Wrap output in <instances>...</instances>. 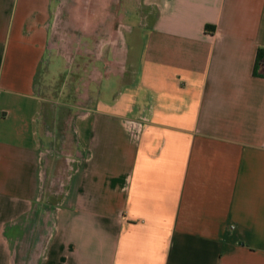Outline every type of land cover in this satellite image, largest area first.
Wrapping results in <instances>:
<instances>
[{"label":"crops","instance_id":"1","mask_svg":"<svg viewBox=\"0 0 264 264\" xmlns=\"http://www.w3.org/2000/svg\"><path fill=\"white\" fill-rule=\"evenodd\" d=\"M146 3L69 120L38 83L53 0H0V264H264V0Z\"/></svg>","mask_w":264,"mask_h":264},{"label":"rangeland","instance_id":"2","mask_svg":"<svg viewBox=\"0 0 264 264\" xmlns=\"http://www.w3.org/2000/svg\"><path fill=\"white\" fill-rule=\"evenodd\" d=\"M53 6L50 47L38 83L42 95L54 98V110L60 109L71 120L89 109L90 94L110 71L103 65L109 61L107 51L114 45L111 31L137 30L146 23L142 20L145 13L154 10L146 0H53ZM50 151L54 163L45 180L46 196L55 192L57 179L67 169L64 149ZM60 199L55 196L45 203Z\"/></svg>","mask_w":264,"mask_h":264},{"label":"built area","instance_id":"3","mask_svg":"<svg viewBox=\"0 0 264 264\" xmlns=\"http://www.w3.org/2000/svg\"><path fill=\"white\" fill-rule=\"evenodd\" d=\"M148 122L149 120L147 117H142L139 120H128L125 124L126 130L130 136L138 140L142 137L143 133L145 132ZM48 155H49V151L43 152L41 157L42 161ZM65 162L67 165L66 173L64 174L63 177L57 179V188L54 192V195L57 197H61L63 194L66 193L67 187L69 186L74 176V173L76 172L75 164L77 160L75 158H72L71 156H67L65 158ZM41 172L44 179H46L47 174L45 170H42Z\"/></svg>","mask_w":264,"mask_h":264},{"label":"trees","instance_id":"4","mask_svg":"<svg viewBox=\"0 0 264 264\" xmlns=\"http://www.w3.org/2000/svg\"><path fill=\"white\" fill-rule=\"evenodd\" d=\"M259 60H261V59H263L264 58V52H260V54H259Z\"/></svg>","mask_w":264,"mask_h":264}]
</instances>
